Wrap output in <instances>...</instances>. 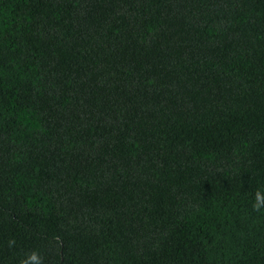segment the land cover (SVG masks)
Here are the masks:
<instances>
[{
    "label": "trees",
    "instance_id": "16d2710c",
    "mask_svg": "<svg viewBox=\"0 0 264 264\" xmlns=\"http://www.w3.org/2000/svg\"><path fill=\"white\" fill-rule=\"evenodd\" d=\"M264 0H0V264H264Z\"/></svg>",
    "mask_w": 264,
    "mask_h": 264
},
{
    "label": "clouds",
    "instance_id": "9594fccd",
    "mask_svg": "<svg viewBox=\"0 0 264 264\" xmlns=\"http://www.w3.org/2000/svg\"><path fill=\"white\" fill-rule=\"evenodd\" d=\"M264 208V195L257 191L255 196V203L253 204V209L256 211ZM22 264H42L41 257L36 251H33Z\"/></svg>",
    "mask_w": 264,
    "mask_h": 264
}]
</instances>
